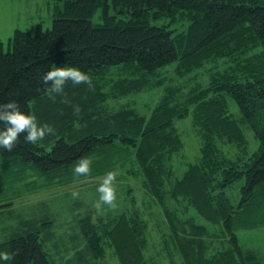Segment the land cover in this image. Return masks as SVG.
<instances>
[{
	"label": "trees",
	"instance_id": "16d2710c",
	"mask_svg": "<svg viewBox=\"0 0 264 264\" xmlns=\"http://www.w3.org/2000/svg\"><path fill=\"white\" fill-rule=\"evenodd\" d=\"M55 1L50 29L15 30L7 49L0 43V105L15 101L55 132L38 144L21 133L11 150L0 147V165L24 164L56 176L81 158L101 156V172H107L132 157L144 187L164 207L185 264H254L234 230L264 226V0ZM173 62L172 71L181 78L203 67L208 71L205 86L174 104L167 97L177 89L163 85L161 71ZM53 66L79 67L90 82L69 80L63 92L53 93L52 82L42 79ZM157 87H167L168 96L147 117L128 107L98 113L107 99ZM190 112L198 127L199 156L177 178L166 167L167 155L182 147L175 123ZM242 125L258 147L230 160L220 144L245 149ZM179 198L220 227L229 237L228 248L206 257L204 224L189 223L191 231L181 229L179 237L176 211L164 204ZM78 224L93 259L110 246L120 264H148L135 217L121 213L108 224L88 218ZM39 234L31 224L0 243V252L10 254L0 264H51Z\"/></svg>",
	"mask_w": 264,
	"mask_h": 264
},
{
	"label": "rangeland",
	"instance_id": "374dc122",
	"mask_svg": "<svg viewBox=\"0 0 264 264\" xmlns=\"http://www.w3.org/2000/svg\"><path fill=\"white\" fill-rule=\"evenodd\" d=\"M56 3L55 0H0V43L4 49L8 48L9 39L15 30L34 34L38 26L43 31L50 29L52 10ZM98 18L99 13H96L93 22L97 23ZM174 66L175 62L161 70L165 71L163 85L165 86V81L167 86L177 89L173 97L167 95V87L165 91L163 87H157L135 96L106 98L98 109L104 111L128 107L147 117L150 109L159 103L162 96H168L172 104L181 103L192 90L198 89L199 84L205 86L208 83L207 68L203 67L181 78L173 73ZM228 102L233 115L238 119L240 114L234 101L229 99ZM101 109L99 114H102ZM187 115L175 123L182 147L167 155L166 167L177 178L181 177L186 165L199 156L198 127L193 113ZM242 129L247 141L245 149L238 148L235 143L220 144L223 154L230 160L242 155L246 157L258 147L252 132L244 125ZM89 160L90 171L86 174L76 173L75 166H72L68 173L56 176L40 175L29 165L1 164L0 167L5 168H0V243L33 224L40 230L39 235L44 241L43 247L51 264H120L110 246L105 248L101 258L93 259L78 222L88 218L94 224L104 225L121 213H126L136 218L141 235L139 241L144 244L143 252L148 264H185L179 253V244L177 245L172 228L163 213L164 207L144 187V177L135 159L131 157L121 167L107 172H101V156H93ZM110 171L115 172V207L100 201L98 208L96 205L100 193L97 188ZM171 180L174 181L172 178ZM259 190L260 187H256L255 193H259ZM164 204L176 211L175 224L179 237L183 236L181 229H185L187 233L191 231L189 223L206 226L208 233L203 241L206 257L210 258L228 248L229 237L222 234L223 231L217 224L206 221L185 199H167ZM234 234L238 237L241 248L254 255L253 263L264 264V226L235 229Z\"/></svg>",
	"mask_w": 264,
	"mask_h": 264
},
{
	"label": "clouds",
	"instance_id": "9594fccd",
	"mask_svg": "<svg viewBox=\"0 0 264 264\" xmlns=\"http://www.w3.org/2000/svg\"><path fill=\"white\" fill-rule=\"evenodd\" d=\"M45 83L51 81L50 91L53 93L63 92L62 85L67 81L73 84L81 82H90L89 75L82 71L79 67L74 66H53L49 71L44 73L42 77ZM0 147L11 150L20 134H24L25 140L32 144H38L43 141L46 133H54L55 129L49 124H41L38 122L34 114H28L20 110L15 101H9L0 105ZM74 171L78 174H86L90 171V160L81 158L75 165ZM115 172H108L102 183L98 186L97 191L100 193L97 207H100V201L115 207L116 191L113 186ZM75 194V193H74ZM10 259L8 252H0V261Z\"/></svg>",
	"mask_w": 264,
	"mask_h": 264
}]
</instances>
